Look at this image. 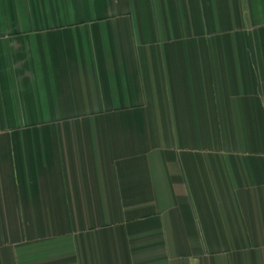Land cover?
<instances>
[{"label": "crops", "instance_id": "1", "mask_svg": "<svg viewBox=\"0 0 264 264\" xmlns=\"http://www.w3.org/2000/svg\"><path fill=\"white\" fill-rule=\"evenodd\" d=\"M0 264H264V0H0Z\"/></svg>", "mask_w": 264, "mask_h": 264}]
</instances>
